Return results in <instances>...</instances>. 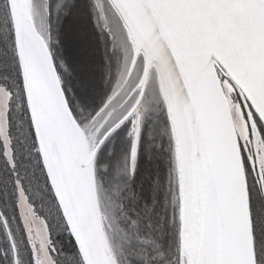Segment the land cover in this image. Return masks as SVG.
Segmentation results:
<instances>
[{
	"label": "snow or ice",
	"instance_id": "6c2138e0",
	"mask_svg": "<svg viewBox=\"0 0 264 264\" xmlns=\"http://www.w3.org/2000/svg\"><path fill=\"white\" fill-rule=\"evenodd\" d=\"M0 264H264V0H0Z\"/></svg>",
	"mask_w": 264,
	"mask_h": 264
}]
</instances>
